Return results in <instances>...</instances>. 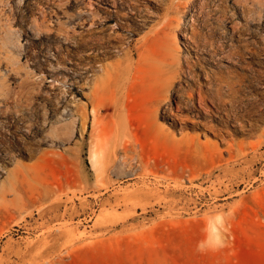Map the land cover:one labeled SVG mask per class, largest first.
Wrapping results in <instances>:
<instances>
[{
  "label": "rangeland",
  "instance_id": "obj_1",
  "mask_svg": "<svg viewBox=\"0 0 264 264\" xmlns=\"http://www.w3.org/2000/svg\"><path fill=\"white\" fill-rule=\"evenodd\" d=\"M56 260L264 264V0H0V264Z\"/></svg>",
  "mask_w": 264,
  "mask_h": 264
},
{
  "label": "bare ground",
  "instance_id": "obj_2",
  "mask_svg": "<svg viewBox=\"0 0 264 264\" xmlns=\"http://www.w3.org/2000/svg\"><path fill=\"white\" fill-rule=\"evenodd\" d=\"M72 16V15H71ZM47 26V25H46ZM15 71V70H14ZM21 77V76H20ZM26 78V77H25ZM22 79V78H21ZM23 81H25V79L23 80ZM22 82V81H21ZM26 83V82H25ZM27 97V96H26ZM231 113V112H230ZM75 119H76V117H74ZM82 118V117H81ZM77 120V119H76ZM84 120H82V122H83ZM62 122V121H61ZM72 123H73V125L76 123L75 122V120H73L72 121ZM83 124V123H82ZM81 124V125H82ZM71 125V124H70ZM53 127V126H52ZM60 128V127H59ZM58 128V129H59ZM63 131H65V130H63ZM62 131V132H63ZM61 132V131H60ZM73 132V131H72ZM65 133V132H64ZM57 134H59V132H58V130L56 129V127L55 128H50L49 129V135H52V136H54V135H57ZM61 134V133H60ZM73 134V133H72ZM71 134V135H72ZM60 136V135H59ZM63 136V135H62ZM58 139V138H57ZM126 154V153H125ZM103 164H105V163H103ZM120 164V163H119ZM119 164H118V167H119ZM103 167H104V170L106 169V167H107V165L105 164V165H103ZM103 167H102V169H103ZM105 172V171H104ZM221 215V214H220ZM212 217H214V216H212ZM106 218V217H105ZM218 218V217H217ZM217 218H216V229H217V235H218V237H219V241H215V243L214 242H212L211 240H209V242H208V244L209 245H215V246H219V245H228V244H230V242H231V238L233 237V230H232V228H231V221L229 220V219H227V218H223L222 217V223L221 222H219L218 220H217ZM215 229V228H214ZM207 240H208V237H207ZM207 240H206V242H207ZM42 264H64V262H62L61 260H56V261H46V262H43Z\"/></svg>",
  "mask_w": 264,
  "mask_h": 264
},
{
  "label": "clouds",
  "instance_id": "obj_3",
  "mask_svg": "<svg viewBox=\"0 0 264 264\" xmlns=\"http://www.w3.org/2000/svg\"><path fill=\"white\" fill-rule=\"evenodd\" d=\"M217 220L222 223V217H218Z\"/></svg>",
  "mask_w": 264,
  "mask_h": 264
}]
</instances>
